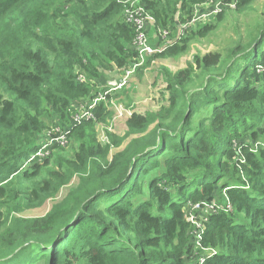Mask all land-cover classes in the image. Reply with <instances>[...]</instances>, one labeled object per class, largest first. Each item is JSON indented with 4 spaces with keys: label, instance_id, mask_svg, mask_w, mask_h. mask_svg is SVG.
I'll return each instance as SVG.
<instances>
[{
    "label": "trees",
    "instance_id": "16d2710c",
    "mask_svg": "<svg viewBox=\"0 0 264 264\" xmlns=\"http://www.w3.org/2000/svg\"><path fill=\"white\" fill-rule=\"evenodd\" d=\"M254 1L222 0L210 21L218 25L234 2L243 13ZM139 2L154 20L149 37L168 32L169 40L136 69L138 77L215 29L209 22L177 35L208 0ZM127 7L121 0H0V264H264V24L224 56L200 54L195 68L160 71V109L133 112L124 136L106 131L102 142L97 126L107 125L109 101L125 88L108 93L94 118L75 127L72 120L78 105L112 89L110 78L138 59ZM52 125L71 126L77 148L51 146L32 159ZM76 178L46 215L22 216ZM213 200L221 208L195 241L185 208ZM204 249L217 254L205 259Z\"/></svg>",
    "mask_w": 264,
    "mask_h": 264
},
{
    "label": "rangeland",
    "instance_id": "374dc122",
    "mask_svg": "<svg viewBox=\"0 0 264 264\" xmlns=\"http://www.w3.org/2000/svg\"><path fill=\"white\" fill-rule=\"evenodd\" d=\"M211 6L212 5H208V9L212 10ZM217 6L219 5H216L214 10L217 9ZM230 9L231 11L226 12L224 19L218 25H215V23H212L213 21L211 22L210 20L204 22L203 24L211 22L214 25L215 29L206 38L192 41L190 43L189 50H187L184 55L176 58L152 61L150 66L146 68L145 71L139 77L137 73L133 71V69H130L128 73L123 75L116 74L118 75V77H115V74H113L115 79H109L110 81L107 84L109 86L114 87L111 82H117L118 84H120V82H122L124 78L126 79L128 77L126 80L127 84L122 87L125 88L128 93L125 96H120L118 99L113 98L109 101L110 105L108 106V109L111 111L112 117L108 120L106 126L103 127L100 124L99 126H97V133L100 141L108 142L106 131H109L113 134H117L119 136H124L125 132L127 131V126L125 122L132 115L133 112L138 111L139 114H145L148 111H157L160 109V107L164 103V101H162V93L164 92V89H166V85L161 79L162 77L159 75L160 71L166 69L171 73H175L180 70H186L190 67L195 68L196 64L194 62V56L200 54V56H203L210 53H218L224 56L229 52L231 48L236 46L238 43L242 46L248 44L251 39L249 32H252L253 34L258 32V21L264 24V0H255L254 3H252L243 13L237 12L236 8ZM198 25L199 24H197L196 26ZM184 26L185 25H182L181 27L183 28ZM196 26L194 27L196 28ZM188 32V28L184 30L179 29L177 35L181 34L188 37ZM168 36L169 34L163 40L164 36L162 38L161 33L159 34L158 32V35L154 33L150 37L149 42L151 44V38H153L155 42L152 43V45H154L155 48H162L169 40ZM160 40L163 41L161 42ZM145 60H147V58ZM119 78L123 79L118 80ZM131 79L134 82L133 85ZM129 81H131V84L129 83ZM200 82L201 80L198 81L195 86L199 85ZM119 87L120 86H118L117 88ZM104 89H107V87H104L102 89V92L98 94L97 98L103 95L104 92H112V89L110 88L106 91H104ZM166 93V95L169 94L168 92ZM54 129L58 131L53 132ZM64 133H66V130H63L58 125H52V127L48 128L45 131L43 137L39 141V145L41 147L40 150L43 152V156L40 158H44L50 154V150L48 155V150H43L46 142H48V140L52 138H60L61 136H63ZM129 141L130 139L125 141L123 146L119 149H112V155L114 154V152L123 150V148L127 145ZM73 143L70 142L68 138H66L64 144H61L60 142H55L52 145V148L56 145H59L67 147V152H71L77 148V144H75L76 142ZM27 166L29 167L31 165L27 164ZM77 183L78 180L76 178L72 181L69 186L64 187L54 200H48L43 206L36 207L33 210H28L22 216L41 217L46 215L50 211L54 203L62 200L67 195V193L77 185ZM191 206L193 205L188 204L186 206V213L190 210Z\"/></svg>",
    "mask_w": 264,
    "mask_h": 264
},
{
    "label": "built area",
    "instance_id": "2783aa9c",
    "mask_svg": "<svg viewBox=\"0 0 264 264\" xmlns=\"http://www.w3.org/2000/svg\"><path fill=\"white\" fill-rule=\"evenodd\" d=\"M121 2L128 6L125 10V13H126L124 17L125 22H127L130 25H134L137 30L135 46H136V49L139 55H138V59L136 63L133 65V67L130 68V69H133V71L135 72L137 68L139 69L144 64L146 58L154 55L156 52L159 51L157 48H154L149 42L150 37L148 35V27L153 23L154 20L151 17V15L148 12H146V10L141 6L139 0H121ZM235 4L236 3L232 4L231 7L234 8ZM208 5H212L211 6L212 10L208 9ZM216 5H219V6H217V9L214 10ZM222 5H223L222 0H208L206 4L196 7L193 18L187 23L182 24L185 26L183 28L181 27V29L184 30L186 28H190L191 26H196L197 24H203L207 20H210L212 17L216 16L219 12H221ZM167 35H168V32L162 33V38L164 36L163 40L165 39V37H167ZM128 72L129 71H127L126 73ZM127 78L126 79L122 78L123 80L121 79L122 82H120V84H118L117 82L115 83L111 82V84L114 86V87L111 86L112 91H117L120 88L124 87L127 84V81H126ZM80 81L83 82L85 81V79L80 78ZM118 86L120 87L117 88ZM108 93H111V92H104L103 95L99 96V98H95L89 104L81 103V105H78L79 111L78 113L74 114V117L72 120V127L80 125L84 120H89L91 118H94L93 115L91 114V110L95 108L99 102L105 100V96H107ZM72 127L70 126L69 129L66 130V133H64L63 136H61L60 138L49 139L48 142H46L43 150H48V148L51 147L55 142H60L61 144H64L66 141V138H68V135ZM56 131L58 130L56 129L53 130V132H56ZM48 154H49V150H48L47 155ZM42 156H43V152L39 150V152L36 153V155L32 159H36L38 157L40 158ZM220 208L221 207L219 206L218 201L213 200L211 203L203 202L197 205H193L191 206L190 210L187 213L185 212L187 222L191 223L196 228L194 232V237L196 238L195 241L202 240L203 224L205 222H208L210 216L218 214L217 212ZM225 210H228L229 212H231L232 206L229 203H227ZM203 253L206 255V256H203L205 257V259L214 257L217 254L216 251L208 250V249L207 250L204 249Z\"/></svg>",
    "mask_w": 264,
    "mask_h": 264
},
{
    "label": "crops",
    "instance_id": "0c3cea01",
    "mask_svg": "<svg viewBox=\"0 0 264 264\" xmlns=\"http://www.w3.org/2000/svg\"><path fill=\"white\" fill-rule=\"evenodd\" d=\"M151 41H152V42H151V45H152V43H154L155 41H154V39H153V38H151ZM152 46L155 48V46H154V45H152ZM109 78H110V77H109ZM110 79H111V80H114V79H112V78H110ZM133 83H134V82H132V85H133ZM137 110H138V109H137ZM137 112H138V111H137Z\"/></svg>",
    "mask_w": 264,
    "mask_h": 264
}]
</instances>
